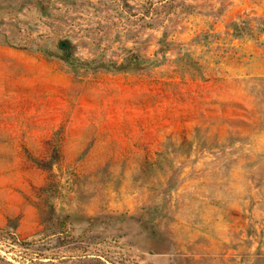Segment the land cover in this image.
<instances>
[{
    "label": "rangeland",
    "instance_id": "rangeland-1",
    "mask_svg": "<svg viewBox=\"0 0 264 264\" xmlns=\"http://www.w3.org/2000/svg\"><path fill=\"white\" fill-rule=\"evenodd\" d=\"M0 264H264V0H0Z\"/></svg>",
    "mask_w": 264,
    "mask_h": 264
}]
</instances>
